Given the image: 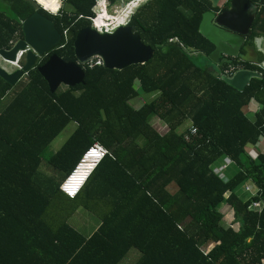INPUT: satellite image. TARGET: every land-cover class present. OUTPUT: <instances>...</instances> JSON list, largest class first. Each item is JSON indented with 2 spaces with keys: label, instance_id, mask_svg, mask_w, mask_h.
Wrapping results in <instances>:
<instances>
[{
  "label": "trees",
  "instance_id": "obj_1",
  "mask_svg": "<svg viewBox=\"0 0 264 264\" xmlns=\"http://www.w3.org/2000/svg\"><path fill=\"white\" fill-rule=\"evenodd\" d=\"M1 1L0 51L23 39L22 23L35 13L62 39L15 85L0 77V264H120L131 250L141 255L136 264H264V207L249 210L264 204V156L253 161L247 153L264 137V111L256 121L244 112L252 102L264 105V69L230 58L218 72L192 55L215 52L201 23L229 2L214 8L209 0H147L127 26L153 49L149 62L121 71L85 66L83 85L51 93L37 68L51 55L77 61L75 37L92 25L99 0ZM250 1L258 12L247 42L264 37V0ZM230 66L261 78L238 91L221 79ZM142 97L150 100L135 108L131 102ZM154 118L167 132L151 125ZM70 123L75 131L47 159L53 173L42 180L44 153ZM190 125L197 133L186 141ZM95 143L108 155L70 199L60 188ZM225 157L243 172L229 183L213 171ZM248 179L260 193L243 201L234 190ZM56 196L93 212L102 202L108 211L96 215L98 226L86 237L67 222L55 228L44 220Z\"/></svg>",
  "mask_w": 264,
  "mask_h": 264
},
{
  "label": "water",
  "instance_id": "obj_2",
  "mask_svg": "<svg viewBox=\"0 0 264 264\" xmlns=\"http://www.w3.org/2000/svg\"><path fill=\"white\" fill-rule=\"evenodd\" d=\"M214 8L221 0H209ZM230 8L216 16L215 23L231 32L247 36L250 32L258 8L250 0H227ZM23 39L16 42L12 49L1 50L0 57L15 63L17 54L29 47L25 63L21 69L8 72L0 67V77L10 85H15L24 75L35 68L39 60L49 54L62 39L54 23L41 15L33 14L22 23ZM76 62H65L57 55H51L38 72L46 81L51 93H56L62 86L76 87L85 83L83 66L92 58L99 57L103 68L107 70H124L133 65H144L153 56V49L144 44L141 37L133 29L120 27L113 33H99L92 26L81 29L74 40ZM254 78H261L258 72L239 70L232 77L222 75L221 79L238 91H243Z\"/></svg>",
  "mask_w": 264,
  "mask_h": 264
},
{
  "label": "rangeland",
  "instance_id": "obj_3",
  "mask_svg": "<svg viewBox=\"0 0 264 264\" xmlns=\"http://www.w3.org/2000/svg\"><path fill=\"white\" fill-rule=\"evenodd\" d=\"M144 2L145 0H142L141 3H139L138 7L134 6V9L132 10L131 13L132 16L139 9L141 4H144ZM226 2L227 0H221L220 6H223ZM38 3L40 2L38 1ZM124 4L125 2L123 1V3L120 2L115 4V6L108 7L106 9V13L102 17L98 18L97 22L104 23V21H107L106 19L108 15L116 16L119 20H121L123 15L125 14ZM61 8L70 10L69 7L64 3L61 4ZM0 10H6V7L4 6V3L1 0H0ZM111 18L112 17H110L109 19L111 20ZM212 18L213 16L210 13L204 14L200 30L201 33L214 44L216 48L215 52L210 56H206L203 54L201 55L192 54V55H193V59L195 60V63L198 66L201 67L212 66L215 68L216 71L219 72L220 68L218 67L219 65L217 63V60L218 59L228 60L235 52L239 50L241 43L243 44V42L247 40L244 38V36L231 31H227L224 28L218 26L216 23L212 24ZM24 63H25V58H23L22 60L23 65ZM12 65H13L12 63H8L0 57V67L5 68V70L8 72H13L16 70V68L14 67V65L13 66ZM60 88L63 89L64 87L62 86ZM147 100H148L147 98L144 99L142 97L135 101H132L131 103L135 108H138L141 105H143L145 102H147ZM158 124H160L163 127V129L160 128ZM151 125H153V127L156 130H158L161 134L167 132L168 129L167 126L164 125L162 121H160L158 118H154L151 121ZM75 128L76 127L74 123H70L58 135V137L54 139V141L45 151L43 156V163L39 169V172L42 175L41 177L42 180H45V178L52 176L53 173V171L47 166V159L54 153L58 152L63 147L65 142L75 131ZM223 180L225 181V179ZM232 180L229 179L227 183H229ZM242 185L243 183L240 186ZM226 207H227L226 205H223L222 209H225ZM44 220L55 228L58 227L62 222H67L70 226L78 230L81 234L88 237L96 230L100 218L94 214L93 210L91 209L87 210L84 207L80 206L78 203L74 204L61 196H56L52 198L51 205L44 215ZM140 256L141 255L136 250H131V252L126 257V259H124L120 264H136L140 259Z\"/></svg>",
  "mask_w": 264,
  "mask_h": 264
},
{
  "label": "crops",
  "instance_id": "obj_4",
  "mask_svg": "<svg viewBox=\"0 0 264 264\" xmlns=\"http://www.w3.org/2000/svg\"><path fill=\"white\" fill-rule=\"evenodd\" d=\"M146 1L147 0H145V2ZM209 13L213 16L212 24H214L216 16H214V13L212 12H209ZM243 47H244V50H243ZM232 58L237 59L238 61L242 63L250 64V65L257 66L259 68L264 69V37L256 39L253 42L244 41L243 44L241 43L239 50L231 56V59ZM220 60L221 59L217 60L218 65L220 64ZM261 110L264 111V105H260L256 102H252L245 108L244 112L250 118V120L256 121L257 114ZM158 125L160 128L163 129V127L160 124ZM186 125L188 126V123ZM247 153L250 159L253 161H257L259 159V156H264V137H262L261 140L258 142V144H256L255 146H249L247 149ZM231 162L232 161L230 159L225 157L219 160L213 166V171L217 175L221 176L220 178L225 179L226 182H228L229 179L230 180L235 179L236 177L239 176L240 173H243L242 170L239 169V167H237L234 163H231ZM227 164H228V167L226 169H223V166ZM240 185H238L235 188L234 193L243 201H247L253 198L259 189L251 179H248L245 182H243L242 186ZM247 189H249V191H247ZM91 206L93 209H95L94 214L98 216L103 215L104 213L108 211L107 207L102 202L99 203L98 205L92 204ZM221 211L224 214L225 224L233 227L234 226L233 217H232V212L230 211L229 207L227 206L225 209H222Z\"/></svg>",
  "mask_w": 264,
  "mask_h": 264
},
{
  "label": "built area",
  "instance_id": "obj_5",
  "mask_svg": "<svg viewBox=\"0 0 264 264\" xmlns=\"http://www.w3.org/2000/svg\"><path fill=\"white\" fill-rule=\"evenodd\" d=\"M101 1L103 3H105L106 6H115V5H111L110 2L108 0H99L97 5L95 6L94 8V12H95V17L93 19H91V22H92V27L94 29H96L99 33H103V31H105L106 33H113L114 31H116L118 28L120 27H126L128 25V23L130 22L131 20V17H132V10L134 9V6H139V3H141V0H133V1H128V2H125L124 4V10H125V14L123 15L122 19L119 20L116 16H111V15H108L107 16V21H104V26L102 27L101 25H97V19L99 17V14H98V8L100 6V3ZM123 3V2H122ZM42 6V5H41ZM43 8V6H42ZM44 9V8H43ZM107 9V8H106ZM127 9V10H126ZM45 10V9H44ZM49 13H51L50 11H48ZM110 17L111 20L109 19ZM113 19V20H112ZM63 37H64V45L69 41V33L68 31H64V34H63ZM61 47H64L63 45ZM29 47H27L26 50L24 51H20L18 54H17V61L15 63H12L14 65V67L17 69H21L23 64H22V60L23 58H25L27 52L29 51ZM12 65V66H13ZM85 66H88L89 68H93V67H97V66H103V62L101 60V58L99 57H94L92 58L87 64H85L83 66V68H85ZM239 70H242L241 68H234L232 66H230L225 72L223 75H226L227 77H232L237 71ZM197 133V129L193 126V125H190L188 127V131L186 132L184 138L186 141H190L191 138L193 136H195ZM108 155V151L102 146L100 145L99 143H95L92 147L89 148V150L85 153V155L83 156L81 162L78 164V166L76 167V169L73 171V173L65 180V182L62 184L60 190L61 192L66 195L68 198L70 199H73L75 198L78 193L80 192V190L82 189V187L84 186V183L83 186L78 190L77 194L76 195H72L70 194V192L67 190V184H68V181L72 178V176L74 175V173L77 172V170L82 166V163L84 162V160L90 156V158L92 160H94L95 164H94V167L93 169L90 171L91 173L94 171V169L99 165V163ZM233 163V162H231ZM228 167V164L227 165H224L223 166V169H226ZM90 173V175H91ZM89 175V176H90ZM88 176V178H89ZM87 178V179H88ZM87 181V180H86ZM247 191H249V189H247ZM260 193V190L258 189L257 193L254 195H258ZM264 207V204L262 201H257V202H253L250 207H249V210L250 211H262Z\"/></svg>",
  "mask_w": 264,
  "mask_h": 264
},
{
  "label": "bare ground",
  "instance_id": "obj_6",
  "mask_svg": "<svg viewBox=\"0 0 264 264\" xmlns=\"http://www.w3.org/2000/svg\"><path fill=\"white\" fill-rule=\"evenodd\" d=\"M97 25H101L102 27L104 26L103 23L101 22H96ZM94 160L88 156L84 162L82 163V166L77 170L76 173L72 176V178L68 181L67 184V190L70 192L72 195H76L78 190L83 186V184L86 182L88 176L90 175V171L94 167Z\"/></svg>",
  "mask_w": 264,
  "mask_h": 264
},
{
  "label": "flooded vegetation",
  "instance_id": "obj_7",
  "mask_svg": "<svg viewBox=\"0 0 264 264\" xmlns=\"http://www.w3.org/2000/svg\"><path fill=\"white\" fill-rule=\"evenodd\" d=\"M46 56V55H45ZM44 57V56H43ZM42 59V58H41ZM5 69V68H4Z\"/></svg>",
  "mask_w": 264,
  "mask_h": 264
}]
</instances>
